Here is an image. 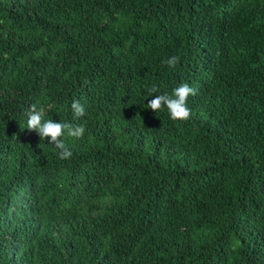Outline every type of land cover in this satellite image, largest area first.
Listing matches in <instances>:
<instances>
[{"label":"trees","instance_id":"1","mask_svg":"<svg viewBox=\"0 0 264 264\" xmlns=\"http://www.w3.org/2000/svg\"><path fill=\"white\" fill-rule=\"evenodd\" d=\"M0 264H264V0H0Z\"/></svg>","mask_w":264,"mask_h":264},{"label":"clouds","instance_id":"2","mask_svg":"<svg viewBox=\"0 0 264 264\" xmlns=\"http://www.w3.org/2000/svg\"><path fill=\"white\" fill-rule=\"evenodd\" d=\"M179 57L171 56L163 63H166L170 68H174L178 63ZM150 93H158L159 89L153 85L149 89ZM197 90L187 83L179 85L173 89L172 95L159 94L149 100L148 109L153 112H158L166 106L170 119L176 121H185L190 118L191 110L187 105V100L190 96H195ZM71 108L76 117L85 115V108L79 101H74ZM27 129L35 131L40 139H47L50 144H54L59 149L61 159H68L72 156V152L64 143L65 138L81 139L85 134L83 124L73 125L71 123L55 122L52 119H44L46 111L44 107H38L37 104H32L26 112Z\"/></svg>","mask_w":264,"mask_h":264}]
</instances>
